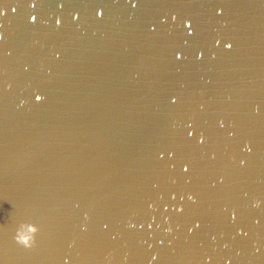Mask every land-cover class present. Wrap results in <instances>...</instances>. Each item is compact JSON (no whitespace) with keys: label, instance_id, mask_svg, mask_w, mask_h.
Instances as JSON below:
<instances>
[{"label":"water","instance_id":"obj_1","mask_svg":"<svg viewBox=\"0 0 264 264\" xmlns=\"http://www.w3.org/2000/svg\"><path fill=\"white\" fill-rule=\"evenodd\" d=\"M32 3L0 0V264H264V0Z\"/></svg>","mask_w":264,"mask_h":264},{"label":"snow or ice","instance_id":"obj_2","mask_svg":"<svg viewBox=\"0 0 264 264\" xmlns=\"http://www.w3.org/2000/svg\"><path fill=\"white\" fill-rule=\"evenodd\" d=\"M35 3H36V0H33V3H32L31 6L35 7ZM132 6H136L135 3H134ZM12 11H15V8H13ZM0 14H3V13L0 12ZM96 15H97V16H101V15H102V9H97V10H96ZM30 19H31L32 22H35V20H36V16H35V15H32V16L30 17ZM172 19L175 20L176 17L173 16ZM56 23H57V24H60L61 21H60L59 19H57V20H56ZM184 27H185L187 33H188L189 35H191L192 32H193V28H192V22H191V20H187V19L184 20ZM225 47L230 48V47H231V44L228 43V44L225 45ZM181 55H182V54H181L180 52H177V53H176V58H177V59H180V58H181ZM35 99H36V100H40L41 97H40L39 95H36V96H35ZM189 135H191V133H189ZM188 170H189L188 166H185V167H184V171L187 172Z\"/></svg>","mask_w":264,"mask_h":264},{"label":"clouds","instance_id":"obj_3","mask_svg":"<svg viewBox=\"0 0 264 264\" xmlns=\"http://www.w3.org/2000/svg\"><path fill=\"white\" fill-rule=\"evenodd\" d=\"M217 11L219 12L220 10L218 9ZM36 231L37 229L35 227H32L28 230L27 233L18 234L16 237L17 243L23 245L26 248H31L34 243Z\"/></svg>","mask_w":264,"mask_h":264}]
</instances>
